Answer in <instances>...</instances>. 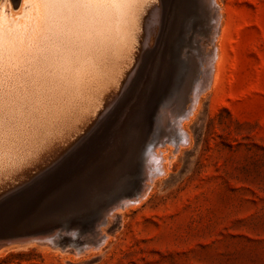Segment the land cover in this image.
<instances>
[{
	"label": "rangeland",
	"instance_id": "obj_1",
	"mask_svg": "<svg viewBox=\"0 0 264 264\" xmlns=\"http://www.w3.org/2000/svg\"><path fill=\"white\" fill-rule=\"evenodd\" d=\"M166 1L159 21L168 29L172 20L167 38L172 51L178 52L179 39L186 35L193 42L194 34L201 33V13L195 0ZM217 1L222 32L212 88L202 94L194 115L186 121L189 143L174 156L147 198L122 214L113 213L102 227L109 240L100 249L86 246L82 252L75 243L62 247L55 242L59 237L88 240L111 198L94 195L95 199L89 200L91 210H79L78 203L68 201L62 188L70 170L93 168L100 150L112 144L124 127L127 114L133 108L141 113L149 98H157L155 106L148 110L149 133L143 135L150 141L160 134L157 124L165 118V111L170 115L183 103L176 98L182 75L176 78L170 67L158 73L159 78L154 75L148 84L157 52L163 48L157 42L151 45L154 55L142 59L123 100L115 104L110 117L91 136L61 163L52 166L55 160L50 158L41 165L43 172L30 171V177L41 173L29 182L31 187L27 184L24 190L7 193L21 184L14 182L0 191V264H264V0ZM201 38L199 34L197 39ZM199 45L206 51L213 47L206 39ZM179 60L178 54L175 58L172 55L170 62L177 64ZM197 67L196 60L189 79L195 77ZM29 96L30 92H25L21 101L29 100ZM44 110L36 116V108L29 121L33 120L37 128L46 125L51 129L61 109L43 117ZM136 119V123L140 122L137 114ZM42 130L38 129V134ZM40 148L25 140L10 156L16 159L15 165H22L35 158L27 160L38 155ZM132 180L131 187L122 186L115 195H130L138 189L140 183L135 182L136 178ZM91 189L98 194L101 188ZM9 239L16 241L8 246L2 243ZM39 241H43L42 245Z\"/></svg>",
	"mask_w": 264,
	"mask_h": 264
},
{
	"label": "bare ground",
	"instance_id": "obj_2",
	"mask_svg": "<svg viewBox=\"0 0 264 264\" xmlns=\"http://www.w3.org/2000/svg\"><path fill=\"white\" fill-rule=\"evenodd\" d=\"M166 2L0 1V154H3L0 156V191L14 182L21 184L14 185L7 193L24 190L29 182L41 174L30 177V171L40 170L41 165L50 158L55 160L52 166L61 163L86 137L91 136L110 117L115 104L123 100L142 59L154 55L155 52L151 49L154 43L157 42L163 48L158 50L155 64H150L153 67L148 84L154 80V75L156 79L159 78L158 73L162 74V70L169 67L176 78L182 75L181 84H177L179 88L176 98L183 103L179 104V109H174L177 110L174 113L170 111V115L165 111L167 119L166 115L159 119L157 126L160 134L154 141L143 137L149 133H146L148 110L155 106L157 100L149 98L148 105L141 113L133 108L127 114L124 127L112 144L100 150L93 168L87 166L76 171L70 170L72 173L66 178L62 188L69 196H65L68 201L78 203L79 210L90 211L92 205L90 206L89 200H94L96 195L111 198L96 219L94 227H91V231L95 233L84 242L79 241V238L71 240L59 237L55 242L62 247L75 243L83 252L82 248L86 246L100 249L107 245L109 236L102 227L107 225L110 221L108 219L114 216V212L122 214L145 200L159 177L166 174L174 156L183 145L189 143L186 121L194 115L202 94L212 88L215 78L219 59L218 42L222 32L221 11L217 0H195L194 4L199 6L198 11L201 13L198 21L202 22L199 33L202 38L197 39L199 34L195 33L191 42V37L187 38L184 34L179 39L178 53L172 51L171 41L167 38L172 20L168 18L169 30L166 27L164 29L162 20L159 21ZM13 7L17 9L16 13ZM162 35L166 38L161 39ZM203 39L212 44L209 51L199 45ZM189 42L195 45H189ZM177 54L180 60L177 64H171L172 55L175 58ZM196 60V75L189 79ZM185 69L186 73L183 72ZM48 86L50 87L46 88ZM27 91L30 92L29 100L21 101ZM33 91L36 93L35 97ZM144 95L142 98L146 100ZM36 108L39 111L36 116L43 109V117L58 109H61L62 114L50 125L51 129H47L46 125L37 128L33 120L29 121ZM136 114L140 121L138 123L137 119L134 121ZM38 129L44 130L38 134ZM25 140H31V144L35 142L36 146L41 147L38 150L39 156L36 153L27 158L30 160L35 157L29 162L15 165L16 159H11V154ZM170 153L172 156L169 157ZM134 178L136 183H140L138 189H134L130 195H115L122 186L131 187L130 180ZM23 180L25 181L22 183ZM31 186L29 184L27 187ZM91 186H98L101 188L100 192L94 194L90 190ZM87 228L89 226L85 230ZM45 240L46 238L44 242ZM28 245H31L30 242Z\"/></svg>",
	"mask_w": 264,
	"mask_h": 264
},
{
	"label": "water",
	"instance_id": "obj_3",
	"mask_svg": "<svg viewBox=\"0 0 264 264\" xmlns=\"http://www.w3.org/2000/svg\"><path fill=\"white\" fill-rule=\"evenodd\" d=\"M13 241H16V240L9 239L8 241L2 242V243L8 245V244L12 243ZM18 241H22V240H18ZM22 242H24V241H22Z\"/></svg>",
	"mask_w": 264,
	"mask_h": 264
}]
</instances>
